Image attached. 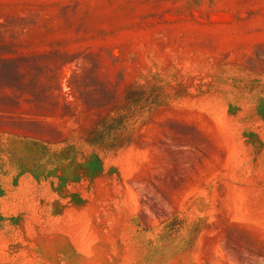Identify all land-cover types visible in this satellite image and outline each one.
Here are the masks:
<instances>
[{
  "label": "rangeland",
  "instance_id": "1",
  "mask_svg": "<svg viewBox=\"0 0 264 264\" xmlns=\"http://www.w3.org/2000/svg\"><path fill=\"white\" fill-rule=\"evenodd\" d=\"M153 81L90 177L18 166ZM174 215L204 221L175 252ZM0 264H264V0H0Z\"/></svg>",
  "mask_w": 264,
  "mask_h": 264
},
{
  "label": "trees",
  "instance_id": "2",
  "mask_svg": "<svg viewBox=\"0 0 264 264\" xmlns=\"http://www.w3.org/2000/svg\"><path fill=\"white\" fill-rule=\"evenodd\" d=\"M164 90L155 81L148 84H134L127 91V103L113 115L103 117L87 138V145L80 147L68 140L49 141L26 135H15L23 144L22 160L17 164L23 172L36 174L54 165L56 171H63L61 178L68 175L77 178L90 177L101 161V152L115 150L130 142L133 130L145 116L162 102ZM66 169V172H65ZM168 232L164 238L174 252L182 245L191 247L204 227V221L182 218L174 215L166 222ZM184 231L185 238L180 239Z\"/></svg>",
  "mask_w": 264,
  "mask_h": 264
}]
</instances>
